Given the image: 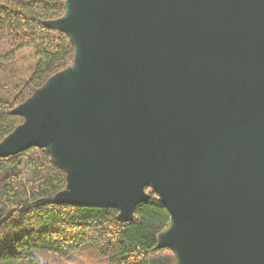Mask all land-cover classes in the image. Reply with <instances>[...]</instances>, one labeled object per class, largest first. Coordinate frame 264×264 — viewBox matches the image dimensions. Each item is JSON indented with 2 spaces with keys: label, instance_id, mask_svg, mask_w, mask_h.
<instances>
[{
  "label": "water",
  "instance_id": "water-1",
  "mask_svg": "<svg viewBox=\"0 0 264 264\" xmlns=\"http://www.w3.org/2000/svg\"><path fill=\"white\" fill-rule=\"evenodd\" d=\"M44 27L70 67L12 110L5 159L66 175L52 202L118 211L158 198L176 264H264V0H66Z\"/></svg>",
  "mask_w": 264,
  "mask_h": 264
},
{
  "label": "trees",
  "instance_id": "trees-1",
  "mask_svg": "<svg viewBox=\"0 0 264 264\" xmlns=\"http://www.w3.org/2000/svg\"><path fill=\"white\" fill-rule=\"evenodd\" d=\"M65 2L0 0V143L23 122L12 110L72 64V43L43 25L63 15ZM24 51L32 60L26 69L16 66ZM66 182L44 150L0 158V264H49L46 253L72 260L89 244L101 264H176L170 250L157 248L169 214L156 196L125 222L113 209L52 202Z\"/></svg>",
  "mask_w": 264,
  "mask_h": 264
},
{
  "label": "rangeland",
  "instance_id": "rangeland-1",
  "mask_svg": "<svg viewBox=\"0 0 264 264\" xmlns=\"http://www.w3.org/2000/svg\"><path fill=\"white\" fill-rule=\"evenodd\" d=\"M31 63H32V60L30 59V55L26 51H24L19 54L18 61L16 62V66L19 68L25 67L26 69L29 65H31ZM72 256H73L72 257L73 259L71 260L68 258L65 259L57 255H51V254L46 253L45 260H47L49 264H71V263L72 264H81V263L101 264L102 263V262L100 263L101 259H104V258H99V257L97 258L96 251L90 244L82 246V248H80Z\"/></svg>",
  "mask_w": 264,
  "mask_h": 264
}]
</instances>
